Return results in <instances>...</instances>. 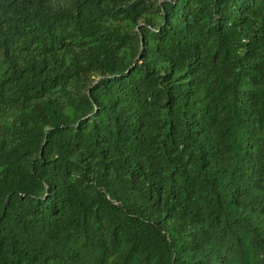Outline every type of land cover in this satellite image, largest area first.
I'll return each mask as SVG.
<instances>
[{"label": "trees", "instance_id": "16d2710c", "mask_svg": "<svg viewBox=\"0 0 264 264\" xmlns=\"http://www.w3.org/2000/svg\"><path fill=\"white\" fill-rule=\"evenodd\" d=\"M0 264H264V0H0Z\"/></svg>", "mask_w": 264, "mask_h": 264}]
</instances>
